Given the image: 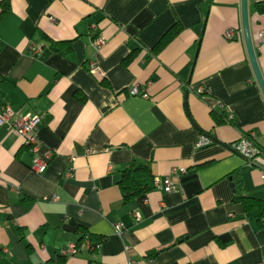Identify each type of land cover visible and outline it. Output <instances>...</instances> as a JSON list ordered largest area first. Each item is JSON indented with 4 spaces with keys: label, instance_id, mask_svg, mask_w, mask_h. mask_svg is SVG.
Segmentation results:
<instances>
[{
    "label": "crops",
    "instance_id": "crops-1",
    "mask_svg": "<svg viewBox=\"0 0 264 264\" xmlns=\"http://www.w3.org/2000/svg\"><path fill=\"white\" fill-rule=\"evenodd\" d=\"M248 13L264 79V0H248ZM91 25L105 38L99 50ZM134 84L147 96L129 95ZM5 105L40 115L39 149L52 157L32 171L30 151L0 126V264L264 261V220L234 198L264 200L255 165L264 153L250 163L229 148L253 133L264 150L240 0H0ZM199 133L212 142L196 148ZM133 159L149 163L152 188L124 199L121 171ZM156 177L174 188L156 187Z\"/></svg>",
    "mask_w": 264,
    "mask_h": 264
},
{
    "label": "built area",
    "instance_id": "built-area-1",
    "mask_svg": "<svg viewBox=\"0 0 264 264\" xmlns=\"http://www.w3.org/2000/svg\"><path fill=\"white\" fill-rule=\"evenodd\" d=\"M90 30L94 31L90 39V45L94 50H99L104 45L105 38L102 34H100V32L97 31V27L95 25H91ZM233 34L234 31L232 29H229L225 31L224 37L226 39H231L233 38ZM258 41L260 43H264V27L258 31ZM27 48L28 51L33 55H38L40 53V47L36 43H30ZM89 70L93 73L96 72L98 68L94 63H90ZM127 93L129 95H140L142 97L147 96L144 90H142L137 84L129 87ZM40 121L41 117L38 114H19L7 105L3 106L0 109V126L7 125L9 127V131L17 135L22 140L23 145L31 153L30 168L36 173L44 172L52 157V152L49 150L40 152V139L38 132ZM211 142L212 140L208 135L199 133L194 141V146L196 148H199L208 145ZM229 148L234 153H237L246 158L250 163H256L264 153V150L256 144L253 133L242 135L241 137H239V139L230 143ZM71 170V167L67 169L68 175H70ZM154 185L156 187H160L162 185V188L165 191H169L174 188V183L171 181L170 177H166L162 179V181L156 177L154 178ZM114 228L118 234H121L123 232L122 227L118 224H115ZM83 245L89 248L96 247L90 244L87 235H84ZM77 249L78 246L76 243H70L68 245L69 252H75L77 251ZM259 264H264V261L260 262Z\"/></svg>",
    "mask_w": 264,
    "mask_h": 264
},
{
    "label": "trees",
    "instance_id": "trees-1",
    "mask_svg": "<svg viewBox=\"0 0 264 264\" xmlns=\"http://www.w3.org/2000/svg\"><path fill=\"white\" fill-rule=\"evenodd\" d=\"M168 37L166 33L158 42V46L163 45ZM119 185L124 199H129L149 191L152 188V176L149 163L136 159L130 161L121 171ZM234 198L242 202L246 211L257 210L258 220H264V200L255 199L242 193L234 194ZM91 243L94 246L97 245L95 244L96 241H91Z\"/></svg>",
    "mask_w": 264,
    "mask_h": 264
},
{
    "label": "water",
    "instance_id": "water-1",
    "mask_svg": "<svg viewBox=\"0 0 264 264\" xmlns=\"http://www.w3.org/2000/svg\"><path fill=\"white\" fill-rule=\"evenodd\" d=\"M240 18H241L242 34H243V39H244V44L248 55V59L252 67L254 77L264 97V79L257 63L256 53L254 50V46L251 38V32H250L248 0H240ZM255 165L264 171V167H262L259 164H255ZM232 185L233 184L231 183V186Z\"/></svg>",
    "mask_w": 264,
    "mask_h": 264
}]
</instances>
